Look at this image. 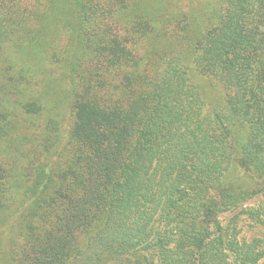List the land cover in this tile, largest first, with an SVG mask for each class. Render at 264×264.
Instances as JSON below:
<instances>
[{
  "label": "trees",
  "instance_id": "trees-1",
  "mask_svg": "<svg viewBox=\"0 0 264 264\" xmlns=\"http://www.w3.org/2000/svg\"><path fill=\"white\" fill-rule=\"evenodd\" d=\"M214 16L0 0V264H264V0Z\"/></svg>",
  "mask_w": 264,
  "mask_h": 264
},
{
  "label": "rangeland",
  "instance_id": "rangeland-1",
  "mask_svg": "<svg viewBox=\"0 0 264 264\" xmlns=\"http://www.w3.org/2000/svg\"><path fill=\"white\" fill-rule=\"evenodd\" d=\"M174 1L178 3L183 9L190 10L191 19L189 22V32L190 34H199L212 23H216V16L214 12L219 9V0H134L137 5H148L154 10H159L167 6V3ZM208 78V77H207ZM210 84L209 91L207 90L208 97L212 100H220L222 98V93L219 92L216 85V81L213 79H208ZM257 203V199L252 198L244 206H253ZM241 208L236 209L233 212L225 213L221 216L223 222H228L231 216L239 212ZM239 235L247 239L253 236H263L264 235V225L253 221L246 214H240L238 222Z\"/></svg>",
  "mask_w": 264,
  "mask_h": 264
}]
</instances>
